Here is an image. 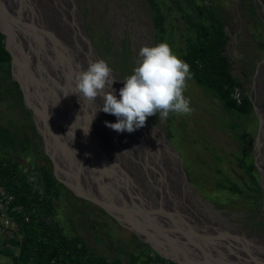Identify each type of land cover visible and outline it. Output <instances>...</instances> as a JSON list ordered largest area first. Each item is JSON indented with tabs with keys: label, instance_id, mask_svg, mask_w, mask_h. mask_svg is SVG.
<instances>
[{
	"label": "rangeland",
	"instance_id": "obj_1",
	"mask_svg": "<svg viewBox=\"0 0 264 264\" xmlns=\"http://www.w3.org/2000/svg\"><path fill=\"white\" fill-rule=\"evenodd\" d=\"M22 7L25 12L35 14V19L32 20L36 22L37 28L34 31L44 37V40L45 32L49 36V28L53 29L58 39L55 41L57 44L55 46L54 40L49 37L46 39L45 50L51 51L53 57L59 56L57 50L67 56L71 68L68 74L71 78L75 79L80 71L86 70L92 63V57L105 60L112 69L115 78L112 89L118 99L123 79L131 75L133 69L138 66L140 48L156 45L152 7H155L162 22L164 43L170 46L178 58L184 53L188 39L194 37V28L207 24L197 9L217 10L228 23L229 41L224 53L231 64L232 73L243 82L244 95L250 97L255 73L257 78L259 69L264 65V43L261 34L263 22L251 0H25ZM34 9L38 11L37 14ZM30 55L31 61L36 64L35 67H41L43 59H39L36 53ZM68 65H60L62 71L59 72L61 71L63 77L64 71H68ZM48 70L50 71L49 68L47 72L50 73ZM262 75L264 81V74ZM44 79L46 82L42 83L34 77L31 89L45 105L43 107L39 102L41 109H46L45 112L41 111L40 117L27 99L38 123L45 120L54 126V121H57L60 129L58 132L62 137L66 133L62 125L64 120L73 133L76 128L80 129L83 135L84 129L89 130L92 133L89 142H95L97 149L104 148L103 150L111 156L115 171L129 182L132 193L139 196L138 201L156 204L160 197V186L157 184L161 181L158 176L151 172L152 175L149 174L152 169L155 174L157 168L150 169L143 160L142 151L144 152L149 143L140 130L117 133L107 127L105 121L115 123L117 118L98 111L102 104L100 98L88 102L80 97L84 102V110L81 105L77 107L73 100L60 101L56 95L55 100L51 99L52 91L58 92L50 84L51 79L45 76ZM57 79L55 76V83ZM0 94V123L9 128L17 142L20 143L26 137L31 139L28 155L16 152L19 159L24 157V165H21L20 171L27 170L29 162L33 161L34 152L39 154L41 160L48 162V159L44 158L41 136L24 104L23 93L12 75L11 67L10 76L2 75ZM255 95L257 99L258 91ZM184 96L190 101V114L170 113L167 119H160L157 114L147 120L176 150L183 177L197 200L198 212L203 218H210L218 223L225 221L214 217L213 214L224 216L228 223L237 226L247 236L264 238V186L260 183V174L258 173L261 197L258 201L255 197L253 205L249 204L246 192L231 196L227 190L216 188V182L225 179L227 184H240L243 191L249 190L251 195L257 196L253 189L246 186L249 172L254 174L255 169L258 171L253 161L259 153L256 141L261 135L256 115L251 112L231 118L222 110L220 101L209 96L191 78L187 80ZM61 102L69 108V114L77 113L79 120L76 117L75 124L68 122L67 113L61 110ZM262 104L264 105V94ZM56 111L60 116L57 114L59 117L55 120ZM259 142L262 151L258 158L264 162V140ZM87 155L89 156V153ZM97 164V159L93 160L92 167L95 171ZM167 165L172 168V164ZM93 181L91 183L96 184ZM101 181L103 184L102 179ZM59 190L60 197L54 201V205L67 232L80 235L96 253L106 257H114L120 251L124 257L125 252L134 247L133 232L121 226L101 207L84 201L85 199L76 200L74 194L66 187H59ZM115 192L116 189H112L111 194ZM209 195L219 200V203L215 204ZM17 254L18 247L14 244L12 248L9 247L8 241L0 235V264H13Z\"/></svg>",
	"mask_w": 264,
	"mask_h": 264
},
{
	"label": "trees",
	"instance_id": "obj_2",
	"mask_svg": "<svg viewBox=\"0 0 264 264\" xmlns=\"http://www.w3.org/2000/svg\"><path fill=\"white\" fill-rule=\"evenodd\" d=\"M261 2L264 7V0ZM197 10L207 24L194 28V37L188 39L184 53L180 54L181 60L190 66L191 79L209 96L219 100L222 110L231 118L254 113L248 95L243 93V82L232 73L224 53L229 41L227 21L217 10ZM152 22L156 30V45L164 43L165 32L155 7H152ZM10 67L11 56L5 48V36L0 32V81L3 74L10 76ZM236 86L242 90L240 104L231 97V91ZM30 140L26 137L17 142L9 128L0 123V186L14 196V204L21 205L24 212L15 216L21 237L11 242L18 247L13 264H177L160 256L134 233V247L131 246L132 249L126 251L124 257L121 251L114 257H106L96 253L80 235L67 232L54 205L60 197L59 187L65 186L54 177L50 159L44 154V158L48 159L45 162L34 152L27 170L20 171L24 157L19 159L16 152L28 155ZM254 171V174L246 172L249 176L246 186L253 189L257 196L251 195L249 190L243 191L240 184H227L225 179H219L216 188L227 190L231 196L246 192L249 204L253 205L254 198L257 197L258 201L261 197L258 171ZM209 198L215 204L219 203L210 195Z\"/></svg>",
	"mask_w": 264,
	"mask_h": 264
},
{
	"label": "water",
	"instance_id": "obj_3",
	"mask_svg": "<svg viewBox=\"0 0 264 264\" xmlns=\"http://www.w3.org/2000/svg\"><path fill=\"white\" fill-rule=\"evenodd\" d=\"M251 1L256 7L257 15L263 22L261 34L264 43V7L261 0ZM1 10L0 8V32L5 36V48L11 56L12 75L19 83L24 97V104L31 113L34 126L41 136L43 152L50 159L54 176L60 183L76 197L101 207L121 226L129 229L138 239L151 246L160 256L177 264H264V253L262 251L258 252L253 248V243L264 247L263 237L252 238L247 236L237 226L228 223L226 217L221 215L216 216L213 214L214 217L225 221L224 223H218L210 218L204 221H200L197 218L195 221L190 216L165 207L160 197L156 204L150 201L151 204L138 201L139 196L132 193L129 188V182H126L115 171L116 169L111 162H114V160L111 156L103 150L104 148L99 150L89 142L92 137L90 131L84 129L85 134L83 135V132L76 128L75 133H73L71 128L62 121L66 131L65 136L62 137L58 132L60 129L57 121H54V126L52 124L49 125L44 120L38 123L27 101L25 90L20 80L13 73L15 53L9 42L10 31L6 28L5 20L18 24L21 32L19 35H23L25 27L29 29L30 27L25 26L21 15L14 13H6L5 15ZM29 56H31L29 52L24 51L23 54L21 51L20 58L22 63L27 73L32 75L33 80L34 77H37L43 83L46 82L45 76V78L51 79L53 83L55 77L49 70L50 73L47 72V69L44 68L45 65L41 64L43 67H35L36 64L34 65ZM93 59L97 60L96 57H92V62H94ZM53 85L57 90L59 89L58 91L65 90L59 81L56 84L53 83ZM257 91L259 97L256 99L255 92L257 93ZM52 94L51 99L55 100L56 97L54 95L56 93L52 91ZM263 94L264 81L262 78L257 79L255 73L249 99L258 119V130L261 117H264ZM57 114L58 112L56 111L55 120L60 116ZM87 153H89V156ZM76 157H79L78 161ZM90 159L94 161L97 159L96 169L99 172L98 176L105 184H101L99 181L100 184L96 183L98 186H95V184L91 183V177L85 167L86 162H90ZM106 160H110L111 163ZM253 161L260 174L261 183L263 177L262 168L256 162V155ZM262 166L264 167L263 163ZM58 173H61V178ZM185 182L187 183L186 180ZM112 189L119 190L117 197L110 196ZM113 212L125 216L129 220L128 224L121 222ZM195 215L201 217L197 211H195Z\"/></svg>",
	"mask_w": 264,
	"mask_h": 264
},
{
	"label": "bare ground",
	"instance_id": "obj_4",
	"mask_svg": "<svg viewBox=\"0 0 264 264\" xmlns=\"http://www.w3.org/2000/svg\"><path fill=\"white\" fill-rule=\"evenodd\" d=\"M24 3H25V0H23V1L22 0H0V8L2 9L1 11H3V13H5V15H6V13H14L16 15H21V17L24 19L23 20L24 22L28 21L27 23H24L25 26L27 25L28 27H30V29L25 27L24 31H23V35L22 34L19 35V33H21V32H20V28H19L18 24L5 20V24L7 25L6 28H8L10 31L9 42H10V45L13 47V51L15 53V62L13 65V73L20 80L21 85L23 86V88L26 92V98L28 99L29 102L32 103L36 114L39 115V117H40V113L43 110L40 107V104H39L40 100L38 98V95H36L31 90L32 86L34 84V81H33L32 75H29L27 73V71H26V69L22 63V60L20 58L21 51L23 52V54H24V51L29 52V54L36 53L37 56L39 57V59H43V64L45 65L44 67H46L47 69L49 68L50 72L52 73V75L54 77L55 76L59 77L60 80L57 79L56 83H57V81H59V83H61L63 85V88L65 90L58 91L59 89L57 90L53 85V83L56 84L54 82L55 81L54 79H53V83L52 82L50 83L53 85L54 90L56 89L58 92V93H56L58 100H60V101H63L64 99L66 101H68V99L73 100L75 102V104L77 105V107L79 105H81L82 109H83V107H84V104H83L84 102L82 101L83 97L80 98L77 94H75V92H74L75 88L73 87L75 79L71 78L68 74V73H70L71 68L69 67V65H68L69 63L67 62V59H66L67 56L65 57V55L61 54L60 50H57L59 56L53 57L52 53H50L51 51H47L48 49L45 50L46 41H47L46 39L49 37H51L54 40V45L56 46L57 42L55 43V41L58 39H57L56 34L54 35L55 32L53 33V29L49 28L48 31L50 34L48 36L47 33L45 32V35H46L45 40H44V37H41L40 34H37L34 31V29L37 28V26L35 24L36 22L34 23L32 20L34 18L35 14L32 15L28 12H25V8L22 7ZM35 13L37 14L38 11L35 10ZM42 20H43V18H42ZM41 33L44 34L42 31H41ZM36 51H38V52H36ZM29 57H31V56H29ZM63 64L68 65L67 66L68 71H66L67 73H65V71L63 70L64 74H65L64 77L60 73L62 71V69H60V68ZM263 64H264V61H263ZM59 70H61V71L59 72ZM262 74H264V65L261 66V68L259 69L258 74H257V79L262 78L263 77ZM64 86L67 88H65ZM40 103L43 105L42 102H40ZM44 106L45 105H43V107ZM61 110L65 113H67L68 122L70 124L76 123L77 113L69 114L68 113L69 108H66V105H64L63 103L61 105ZM72 111H73V109H72ZM42 115L44 116L43 112H42ZM45 118L47 119V117H45ZM77 119L79 120V117H77ZM63 122H65V120ZM260 128H261V135H260V137L258 135L259 139L257 138V141H256V146H257L258 151H259L258 155L256 154V162L262 168V175H263L262 184L264 186V167L262 166V163L264 164V162H262L261 158L260 159L258 158V156H260V153L262 151V149L260 147L261 143L259 142V140H262V139L264 140V117H261ZM139 130H140L141 135L144 136L147 139V142L149 143L147 145V147L144 149V152L142 151V153H144V156H143L144 159L143 160L147 163V165L150 167V169H152L154 167L157 168V172H156L157 174L156 173L154 174L152 172V171H154V169H152V171L149 170V174L152 173L153 175L158 176L159 180L161 181V183L157 184V186H160V188H159L160 194L159 195H160V198H161L164 206L169 208V209H173L175 211H178V213H180V214L190 216L191 219H193L195 221L197 218L200 221H204L205 219H207V218H203L202 216L200 217L198 215H195V211H197V212L199 211L198 208L196 207L197 200L193 197L192 191H191L189 185L185 182V179H184L183 174H182L181 169H180L179 159H178V156H177L175 150L166 141V139L163 137V135L161 133H159L158 131H156L148 123L147 120H146L145 125L143 127L139 128ZM92 145L94 147H97L95 142ZM139 158H140V156H139ZM78 159H79V157H76L77 161H78ZM168 163L172 164V166H171L172 168L168 167V165H167ZM92 165H93V161L90 159V162H86V164H85L86 170L89 172L92 181L94 179L93 182L98 183V185H99L100 184L99 181H100L102 184L101 178H99V176H98V171L97 170L95 171L94 167H92ZM92 170H94V171L92 172ZM94 172H95V174H94ZM58 176L61 178V173H58ZM96 185L97 184H95V186ZM117 189H116L115 194L110 193L111 197H117V195H119V190H117ZM142 203H144V202H142ZM147 204H149V203H147ZM206 204H208V203H206ZM113 214L121 222H123L124 224H128L129 220L125 216H123L122 214L117 213V212H115V213L113 212ZM253 248L255 250H257L258 252L262 251L264 253V247L261 246L260 244L253 243Z\"/></svg>",
	"mask_w": 264,
	"mask_h": 264
},
{
	"label": "clouds",
	"instance_id": "obj_5",
	"mask_svg": "<svg viewBox=\"0 0 264 264\" xmlns=\"http://www.w3.org/2000/svg\"><path fill=\"white\" fill-rule=\"evenodd\" d=\"M139 57L133 73L123 79L119 99L113 94L112 69L103 59L90 63L75 78V94L88 102L100 98L102 104L98 111L117 118L115 123L105 121L117 133H132L143 127L148 117L157 114L160 119H167L170 113L192 112L190 101L184 96L187 80L191 78L190 66L167 43L142 46Z\"/></svg>",
	"mask_w": 264,
	"mask_h": 264
},
{
	"label": "built area",
	"instance_id": "obj_6",
	"mask_svg": "<svg viewBox=\"0 0 264 264\" xmlns=\"http://www.w3.org/2000/svg\"><path fill=\"white\" fill-rule=\"evenodd\" d=\"M231 97L238 104L242 101V90L236 86L231 91ZM24 213L23 207L19 204H14V196L0 186V235L8 241V246L13 247L12 240H18L21 234L18 231V224L15 216ZM28 220V217H25Z\"/></svg>",
	"mask_w": 264,
	"mask_h": 264
}]
</instances>
